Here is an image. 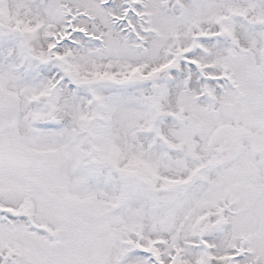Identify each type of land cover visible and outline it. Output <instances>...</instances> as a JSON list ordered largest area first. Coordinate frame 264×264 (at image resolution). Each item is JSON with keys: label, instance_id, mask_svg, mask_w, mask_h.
<instances>
[{"label": "snow or ice", "instance_id": "obj_1", "mask_svg": "<svg viewBox=\"0 0 264 264\" xmlns=\"http://www.w3.org/2000/svg\"><path fill=\"white\" fill-rule=\"evenodd\" d=\"M0 264H264V0H0Z\"/></svg>", "mask_w": 264, "mask_h": 264}]
</instances>
